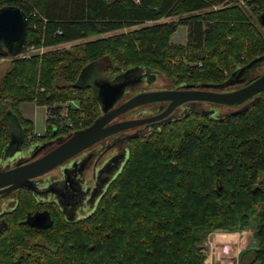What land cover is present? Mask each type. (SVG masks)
Masks as SVG:
<instances>
[{"label":"trees","instance_id":"16d2710c","mask_svg":"<svg viewBox=\"0 0 264 264\" xmlns=\"http://www.w3.org/2000/svg\"><path fill=\"white\" fill-rule=\"evenodd\" d=\"M226 1L0 0V9L17 6L27 17L20 52H0L13 57L0 76V155L9 118L26 145L33 122L21 115L23 102L46 106L42 137L68 136L100 114L95 77L143 67L174 86L219 84L263 56L257 16L264 0H247L252 9L260 6L253 13ZM179 15L177 23L160 21ZM145 22L152 24L132 28ZM179 24L188 28L185 45L169 40ZM69 100L76 104L62 114ZM126 145L120 172L80 219H65L56 205L49 227H31L24 221L37 204L19 190L15 209L2 215L0 264H205L208 233L247 229L253 220L257 247L241 256L264 264V91L233 114L215 119L188 112Z\"/></svg>","mask_w":264,"mask_h":264},{"label":"water","instance_id":"95a60500","mask_svg":"<svg viewBox=\"0 0 264 264\" xmlns=\"http://www.w3.org/2000/svg\"><path fill=\"white\" fill-rule=\"evenodd\" d=\"M257 21L264 26V4L257 16ZM26 29L27 17L21 8L2 7L0 9V52H5V49L13 56L18 54L23 47ZM263 64L264 55L237 68L226 81L219 84L185 83L170 88L144 90L128 98L126 96L132 89L145 85L149 88L154 85L155 77L146 73L149 69L144 68L143 72H135V68L112 78H106L103 75L95 77L92 80V86L100 114L89 126L68 136L36 142L26 148L22 146L23 137L13 139L11 127H8L10 138L0 155V196L5 198L0 206L16 199L18 191L25 189L39 202L47 201L48 196L52 194L53 198L50 197V199L52 198L51 200L57 204L63 214L67 215V218L86 216L88 208L81 213H73L74 209H69L75 204L73 197L78 194H84L86 197L91 195L95 185L93 180L96 181L99 175L101 177L105 175V168L119 158L98 191L96 198L99 199L103 194H101L102 188L107 187L115 178L110 180V176L113 172H118L119 168L121 170L127 159L128 153L125 147L122 148L123 144L131 138L147 134L148 130L160 128L165 123L181 117L186 112L177 115L175 110L180 106H188L189 103L239 104L237 111L247 107L258 100L259 93L264 91V71L259 72L264 69ZM254 76L256 78L253 79ZM162 102H167L162 110H159L160 107L145 106ZM140 107L145 108L137 111L135 118H122L127 112ZM141 126H143L142 129ZM145 128L148 130L144 131ZM111 136L114 137L100 145L102 151L96 157L94 152L86 151L95 143ZM121 149L126 152L123 154ZM50 172L52 175L48 179L47 174ZM47 182L52 184H45ZM85 183L91 186L90 189L89 186L85 187ZM87 189L90 191L88 192ZM48 191H50L49 195H47ZM39 193H44L46 196ZM24 222L38 229L47 228L52 224L46 211L28 214Z\"/></svg>","mask_w":264,"mask_h":264},{"label":"rangeland","instance_id":"374dc122","mask_svg":"<svg viewBox=\"0 0 264 264\" xmlns=\"http://www.w3.org/2000/svg\"><path fill=\"white\" fill-rule=\"evenodd\" d=\"M226 2H227V4H236V5L240 6V7H242L243 9L247 10V12H250V13H253L252 12L253 9H257V8L260 7V6L253 5L254 8L252 9L251 6L248 5L247 0H246L245 5L240 4L239 0H227ZM262 7H261L260 12L262 11ZM183 16L184 15H182V16H180V15L179 16H173V17H168V18H162V19H160V21L164 22V21L173 20L174 22L177 23L179 20H181L180 18H182ZM149 24H152V22H145V23H142V24H138V25L133 26L132 28H139V27L146 26V25H149ZM127 30L128 29L125 28L122 31H127ZM112 33L113 32L106 33V34H103L101 36H107V35H110ZM96 37L97 36L90 37V38L94 39ZM90 38H86V39L78 40V41H74V42H68V43H65V44H62V45H59V46H56V47H51V48H57V47L61 48L62 47V48L68 49V48H70L71 45L76 44V43L81 42V41H84V40H87V39H90ZM169 40H170V42L173 45H185L187 43V40H188V28H187V26L184 25V24H179L176 27L175 32L170 36ZM37 50L38 51H42L41 48H38ZM11 59H13L12 56L5 57V58H0V76L10 66ZM143 70H144L143 67L142 68L137 67L135 69V72H143ZM263 70L264 69H261V70H259V72L261 73V72H263ZM146 73H148L149 75H153L155 77V82H153L154 85H151L149 88H148L147 85H145V86H140V87H138L136 89H132L127 94V96H126L127 98L132 96V95H134V94H136V93H138V92L144 91V90L170 88L171 86H174L168 80L165 79L166 77L164 75H162L161 73H159L157 71L149 69V70H147ZM94 75H95L94 72L90 74V76L95 77ZM75 104H76V101H74V100H69V101H66V102L62 103L61 104L62 105V109H61L62 114L66 112V109L68 108V106H70V105L74 106ZM161 104L166 106L167 102H162ZM44 107L43 106H37V105L33 104L32 102H23V103H21L19 105V111H20L21 115H23L26 118L30 117V119L33 120V122H34L31 132L26 137L28 140L26 142V145L24 144V146H23L24 148H26L27 146H30L31 144H35L37 141L40 142V139L49 138V136L48 137H42V135L45 133V130H46V116L48 115L47 108H44ZM147 107H149V106H147ZM239 107H240L239 104H236V105H217V104H210L208 102H193V103H189L188 106H180V107H178L175 110V114L178 115V114H183L185 112L186 113L187 112H199V113H203V114H205V115H207L209 117H212V118H218V117H222L223 115L229 114L232 111L237 110ZM141 108H145V107H140V108L133 109L130 112H127L126 114H124L122 116V118H125V117L135 118L136 117V112L139 111ZM70 123H71V121L69 119H67V121H66L67 126H69ZM63 124H65V123H63ZM60 125H62V124H60ZM72 127L73 126H71L69 128H72ZM34 130L38 134H35L33 132ZM55 133H56V131L55 132L53 131L52 135H54ZM39 134H42V135H39ZM57 136L59 137V136H66V135L58 134ZM108 139H109V137L107 138V140ZM30 142H31V144H30ZM124 146H125V149H126V151L128 153V149H127L126 143H125ZM122 151H123V154H124V152H126V151H124V149H122ZM119 171H120V168H119L118 172H113V174L110 176L109 179L111 180L114 177H116V175L119 173ZM105 187L106 186H104L102 188L103 190H102L101 194L104 192ZM17 199H18V197L11 201V203H12L11 206L0 208V211L9 212V211L13 210L15 208L16 204H17ZM97 201H98V197L95 199V201L91 200V201L88 202V204L86 205L88 210L86 211L85 214L88 215L89 212L91 213L94 210ZM34 205H35V203H34ZM41 209H42L41 206H32V208H30L29 211H31V213L34 214L35 211L41 210ZM52 214H53V212H52ZM80 217H78V219H80ZM64 218L65 219L67 218L66 214H64ZM70 218H71V220H73L76 217L75 216H70ZM70 218H68V219H70ZM20 220H21V218L17 222H19ZM76 220H77V218H76ZM251 223L252 224H251V226L248 229H252L253 230V228H254V224L253 223H256V222L253 220ZM11 224H12L11 228H13V222ZM216 230H219V229H215V230H213V231H211L210 233L207 234V236L205 237V243H206L208 237L210 236V234L212 232L216 231ZM250 240H253V239L251 238ZM41 242H43V241H41ZM252 245H255V244L252 242V243H250V246H252Z\"/></svg>","mask_w":264,"mask_h":264},{"label":"crops","instance_id":"0c3cea01","mask_svg":"<svg viewBox=\"0 0 264 264\" xmlns=\"http://www.w3.org/2000/svg\"><path fill=\"white\" fill-rule=\"evenodd\" d=\"M32 103L35 104L34 102ZM44 108H46V106ZM28 118L30 119V117ZM31 121L33 122V120ZM4 124L7 128L9 138L10 133L8 127L12 129H10V132L13 139L23 137L22 132L19 130L20 125L15 121L13 122L9 119V121H5ZM33 132L38 134L35 130ZM253 231L254 229L247 228L234 231L219 229L212 232L206 243L205 240L203 241V250L206 255L205 264H248L250 262V254L247 253L244 256H241V254L246 250L257 247V241L253 237ZM251 238L253 240H250ZM252 242L255 245L250 246Z\"/></svg>","mask_w":264,"mask_h":264},{"label":"flooded vegetation","instance_id":"af4514ba","mask_svg":"<svg viewBox=\"0 0 264 264\" xmlns=\"http://www.w3.org/2000/svg\"><path fill=\"white\" fill-rule=\"evenodd\" d=\"M146 106H149V107H160L159 108V110H162L165 106L163 105V104H161V103H152V104H148V105H146ZM143 128V126H141V129ZM155 129V128H154ZM154 129H152V130H154ZM146 130H148V128H145L144 129V131H146ZM152 130H148V133L149 132H151ZM54 132H55V130H54ZM56 137H58V136H52L51 138H48L47 139V141H49V140H52V139H54V138H56ZM112 137H114V136H111V137H109V138H112ZM107 140V138L106 139H103V140H101V141H99V142H97V143H95L94 145H92L89 149H87L86 151H90L91 153L92 152H94V154H95V157L98 155V154H100L101 153V151H102V148H101V146L100 145H102V144H104L105 142L104 141H106ZM37 142H39V141H37ZM125 144H123L122 145V148L123 147H125L124 146ZM114 149H116V148H114ZM118 149V148H117ZM118 150H120V149H118ZM121 151H122V149H121ZM116 152H118V151H116ZM117 157V156H116ZM118 160H119V158L117 159V161L115 162V163H113V164H111V165H107L108 167H106L105 168V172H106V174L105 175H103L102 177L99 175V177L97 178V180L95 181V179L93 180V184H94V182H95V185H94V191L92 192V194L91 195H89L88 197H86L84 194H78V195H75L74 197H73V200L75 201V204L74 205H72V206H70L69 207V209L71 210V209H74V211H72L73 213H75V212H83L87 207H86V205L88 204V202L89 201H91V200H95V198H96V196H98V194H99V190H100V187H101V185H102V183L104 182V180L106 179V178H108L109 177V175H110V171L115 167V165H116V163L118 162ZM109 172V173H108ZM51 175H52V173L50 172L49 174H47V177H48V179L51 177ZM45 184H52V183H50V182H47V183H45ZM89 186V189H90V185H87L86 183H85V187H88ZM88 190V189H87ZM90 190H88V192H89ZM19 192V191H18ZM40 195L41 194H43V196H46L44 193H39ZM50 194V191H48V194L47 195H49ZM32 195V194H31ZM33 197V196H32ZM50 197H52L53 198V195L51 194L50 196H48V199H47V201L46 200H44V201H41V202H39V201H37V200H35V198L33 197V199H34V201L36 202V204H37V206H41V210H37V211H35V212H42V211H46V212H48V214H49V216H50V218H52L51 217V211L53 212L54 210H55V208H56V205L57 204H55V202L53 201V200H51L50 199ZM0 204H2L3 203V200L5 199L3 196H0ZM78 203V204H77ZM11 202H8L7 204H5V205H3V206H0V208H2V207H8V206H11ZM81 207H82V209H81ZM15 209V208H14ZM13 209V210H14ZM51 210V211H50ZM12 211V210H11ZM67 212H68V210H66ZM2 212V213H1ZM10 212V211H9ZM4 213H7V212H3V211H0V227L3 225V223H2V215L4 214ZM30 214H32V213H30Z\"/></svg>","mask_w":264,"mask_h":264},{"label":"built area","instance_id":"2783aa9c","mask_svg":"<svg viewBox=\"0 0 264 264\" xmlns=\"http://www.w3.org/2000/svg\"><path fill=\"white\" fill-rule=\"evenodd\" d=\"M239 3L242 4V5H245L246 0H239ZM41 50H43V49L41 48ZM28 51H29V52H38V50H37L36 48H33V47L28 48ZM39 52H40V51H39Z\"/></svg>","mask_w":264,"mask_h":264}]
</instances>
